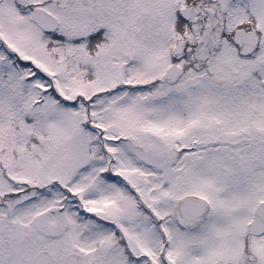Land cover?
Masks as SVG:
<instances>
[{
    "label": "snow or ice",
    "instance_id": "1",
    "mask_svg": "<svg viewBox=\"0 0 264 264\" xmlns=\"http://www.w3.org/2000/svg\"><path fill=\"white\" fill-rule=\"evenodd\" d=\"M0 264H264V0H0Z\"/></svg>",
    "mask_w": 264,
    "mask_h": 264
}]
</instances>
